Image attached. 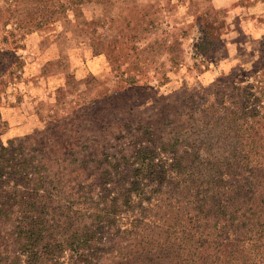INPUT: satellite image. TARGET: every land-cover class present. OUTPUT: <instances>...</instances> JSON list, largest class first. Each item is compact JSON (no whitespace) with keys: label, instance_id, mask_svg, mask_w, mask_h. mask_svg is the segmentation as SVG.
<instances>
[{"label":"rangeland","instance_id":"1","mask_svg":"<svg viewBox=\"0 0 264 264\" xmlns=\"http://www.w3.org/2000/svg\"><path fill=\"white\" fill-rule=\"evenodd\" d=\"M52 2L0 0V264H197L183 228L194 169L212 160L197 125L260 64L264 0ZM251 123L264 163V118ZM40 194L48 211L24 242ZM219 235L200 264H239L241 232Z\"/></svg>","mask_w":264,"mask_h":264},{"label":"trees","instance_id":"2","mask_svg":"<svg viewBox=\"0 0 264 264\" xmlns=\"http://www.w3.org/2000/svg\"><path fill=\"white\" fill-rule=\"evenodd\" d=\"M80 1L53 0L52 5L62 11L65 2L76 4ZM26 14H31V17L22 18L21 25L27 30L39 27L33 13ZM8 34L10 41L15 43L24 36L22 34L15 38L11 32ZM233 83V96L219 89L217 107L210 113L204 109L200 124L197 125L198 136L207 137L200 141V146L209 157L212 155V160H208L203 168L194 169L195 179L200 181L195 190L196 213L193 222L183 228L186 240L200 247L197 264L215 258L209 251V244L220 237V231L228 228L241 232L240 242L244 248L238 258L236 256L232 260L240 259L239 264H264V163L256 155L251 123V119L259 115L264 118V42L260 45V64L245 71L237 82L242 83L241 86ZM151 165L150 158L137 163L134 184ZM183 188L184 197L192 201L188 196L190 188ZM39 197L41 206H37L36 202L33 207L23 208L24 228L16 227V237L24 242L31 241L28 236L31 232L28 229L29 222L40 224L37 221H40L43 211L47 210L49 196L40 194ZM4 211L5 207L0 206V216ZM41 222L47 223L44 219ZM37 257L40 263L44 261L42 255ZM171 258L166 264L176 263ZM28 260L26 258L27 264ZM33 260L37 261L35 258ZM180 260L182 264H192L194 261L187 256Z\"/></svg>","mask_w":264,"mask_h":264}]
</instances>
